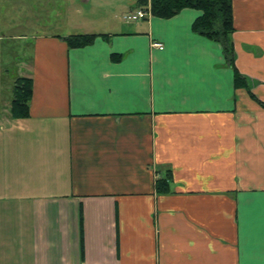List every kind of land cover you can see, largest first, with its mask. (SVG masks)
<instances>
[{"label": "crops", "instance_id": "0c3cea01", "mask_svg": "<svg viewBox=\"0 0 264 264\" xmlns=\"http://www.w3.org/2000/svg\"><path fill=\"white\" fill-rule=\"evenodd\" d=\"M199 15L94 21L80 33L107 37L79 49L34 34L16 77L0 39V264H264V0H232L256 100ZM17 77L33 92L14 121Z\"/></svg>", "mask_w": 264, "mask_h": 264}, {"label": "rangeland", "instance_id": "374dc122", "mask_svg": "<svg viewBox=\"0 0 264 264\" xmlns=\"http://www.w3.org/2000/svg\"><path fill=\"white\" fill-rule=\"evenodd\" d=\"M129 1L0 0L2 60L8 77L18 76L17 63L27 56L34 34L81 35L94 21L106 24L113 17L131 16L135 12L125 14L128 7L122 8Z\"/></svg>", "mask_w": 264, "mask_h": 264}, {"label": "trees", "instance_id": "16d2710c", "mask_svg": "<svg viewBox=\"0 0 264 264\" xmlns=\"http://www.w3.org/2000/svg\"><path fill=\"white\" fill-rule=\"evenodd\" d=\"M139 9L146 10L150 16L160 19H169L185 9L200 12L192 23L191 29L196 35L205 37L218 43L226 61L233 72L235 89L245 90L249 96L256 100L251 93L249 81L242 76L235 67V54L231 36L234 32L232 0H136ZM97 37L107 35L78 34L61 38L70 49H79L90 46ZM120 58L114 56L115 60ZM33 92L31 78L17 77L13 82L12 99L9 113L12 120H24L29 116V104ZM260 105L261 102L257 101ZM172 176L170 170H164L154 183L156 195H169L172 193Z\"/></svg>", "mask_w": 264, "mask_h": 264}, {"label": "built area", "instance_id": "2783aa9c", "mask_svg": "<svg viewBox=\"0 0 264 264\" xmlns=\"http://www.w3.org/2000/svg\"><path fill=\"white\" fill-rule=\"evenodd\" d=\"M149 16V13L146 10L143 9H139L137 10L135 13L130 14L128 16H126L124 18V20L126 19L129 22H138V21H142V20H146ZM153 47L162 50V45L157 44V43H153Z\"/></svg>", "mask_w": 264, "mask_h": 264}]
</instances>
